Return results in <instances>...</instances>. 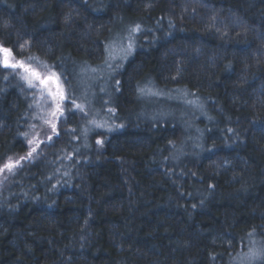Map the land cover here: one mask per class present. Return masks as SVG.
Returning a JSON list of instances; mask_svg holds the SVG:
<instances>
[{"label": "trees", "instance_id": "obj_1", "mask_svg": "<svg viewBox=\"0 0 264 264\" xmlns=\"http://www.w3.org/2000/svg\"><path fill=\"white\" fill-rule=\"evenodd\" d=\"M0 45L65 94L0 63V166L52 137L0 173V264L264 247V0H0Z\"/></svg>", "mask_w": 264, "mask_h": 264}, {"label": "snow or ice", "instance_id": "obj_2", "mask_svg": "<svg viewBox=\"0 0 264 264\" xmlns=\"http://www.w3.org/2000/svg\"><path fill=\"white\" fill-rule=\"evenodd\" d=\"M140 30H141V27L139 24H137L133 29L130 30V38H131V33L139 32ZM131 47H132V45H131V43H129L128 49L130 50ZM0 54H2V57H3L2 61H0V63H2L4 67L25 68V71L31 73V77L39 80L40 83L42 85H44L45 88H48V85L50 82L55 83L59 80V77L54 73L47 76L44 79H41L39 73L35 72L31 68L26 67L22 62L12 63V52H11V50L4 48L2 45H0ZM25 79L28 80L29 86L31 87L32 86V79L28 78V77H25ZM48 92H49V95H52L54 99L58 97V100L61 102L65 100L64 91L60 87L59 84H57V91L55 93H53L50 88H48ZM73 104L78 109L82 107L81 105L75 104L74 101H73ZM56 106H57V109L62 113L63 109L60 107V104L57 103ZM51 127L53 130V133L55 134L56 125L52 124ZM23 135L27 136L28 134L24 133ZM51 139H52L51 136L47 137V141H51ZM47 141H39V140H36L35 138L33 140H29L28 141L29 145L34 144V146L30 148L29 152L26 155L20 156L18 159H15V160L12 157H9L7 162H5L2 166H0V173H5V172L13 173L14 170L21 165V161L34 158L33 154L37 152V149L40 147V144L46 143ZM98 143H100V141H98ZM250 235H253V234H250ZM252 260H259L261 262V264H264V247H261L259 249L250 250L249 264H251Z\"/></svg>", "mask_w": 264, "mask_h": 264}, {"label": "rangeland", "instance_id": "obj_3", "mask_svg": "<svg viewBox=\"0 0 264 264\" xmlns=\"http://www.w3.org/2000/svg\"><path fill=\"white\" fill-rule=\"evenodd\" d=\"M114 43H116V41H114L112 44L114 45ZM129 43H131V41H127V42H125L123 45H121L122 43H117L116 45H114V46H118V47H114L113 48V54H112V56H113V59L114 58H116V57H120L121 56V54H122V52L124 51V50H127V47H128V45H129ZM121 45V46H120ZM104 74H106V75H109L108 74V72H104ZM94 78H95V76H94ZM93 78V79H94ZM92 79V80H93ZM105 79H107V80H103V84H106L107 83V81H109L108 79V77L106 76L105 77ZM45 88V87H44ZM45 91V94L47 95V96H50L49 95V92H48V89L47 90H44ZM52 98H53V96H52ZM54 99V98H53ZM57 102H56V99H54V101H53V108H54V110H55V108H57ZM253 249H258L257 247H254ZM249 254H250V252H248L247 254H245L244 256L242 255V257L241 258H239L238 260H237V262L239 263V264H249ZM258 263V260H252L251 261V264H257Z\"/></svg>", "mask_w": 264, "mask_h": 264}]
</instances>
